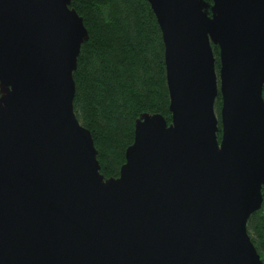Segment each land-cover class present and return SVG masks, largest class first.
<instances>
[{
    "label": "water",
    "instance_id": "95a60500",
    "mask_svg": "<svg viewBox=\"0 0 264 264\" xmlns=\"http://www.w3.org/2000/svg\"><path fill=\"white\" fill-rule=\"evenodd\" d=\"M147 1L171 121L140 114L106 178L73 110L82 17L0 0V264H264L246 229L263 200L264 0Z\"/></svg>",
    "mask_w": 264,
    "mask_h": 264
},
{
    "label": "trees",
    "instance_id": "16d2710c",
    "mask_svg": "<svg viewBox=\"0 0 264 264\" xmlns=\"http://www.w3.org/2000/svg\"><path fill=\"white\" fill-rule=\"evenodd\" d=\"M70 7L88 32L73 72V110L91 133L100 172L117 177L133 142L135 119L142 113H161L171 121L161 31L147 0H71ZM212 48L217 70L218 46ZM220 105L218 95V118ZM218 126L220 137V121ZM262 197L246 229L264 262V187Z\"/></svg>",
    "mask_w": 264,
    "mask_h": 264
},
{
    "label": "rangeland",
    "instance_id": "374dc122",
    "mask_svg": "<svg viewBox=\"0 0 264 264\" xmlns=\"http://www.w3.org/2000/svg\"><path fill=\"white\" fill-rule=\"evenodd\" d=\"M215 105V104H214ZM221 106V105H220ZM214 108H215V106H214ZM216 112V111H215Z\"/></svg>",
    "mask_w": 264,
    "mask_h": 264
}]
</instances>
